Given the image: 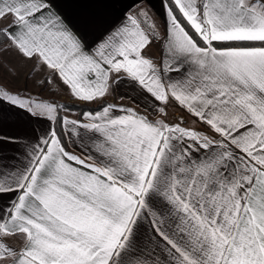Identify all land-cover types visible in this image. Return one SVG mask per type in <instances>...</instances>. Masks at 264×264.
<instances>
[{"label":"snow or ice","instance_id":"snow-or-ice-1","mask_svg":"<svg viewBox=\"0 0 264 264\" xmlns=\"http://www.w3.org/2000/svg\"><path fill=\"white\" fill-rule=\"evenodd\" d=\"M0 264H264V0H0Z\"/></svg>","mask_w":264,"mask_h":264},{"label":"crops","instance_id":"crops-1","mask_svg":"<svg viewBox=\"0 0 264 264\" xmlns=\"http://www.w3.org/2000/svg\"><path fill=\"white\" fill-rule=\"evenodd\" d=\"M125 3H132V0H123ZM152 3L156 5L157 8L160 7V0H152ZM155 11V10H154ZM162 23V20L160 21ZM61 100H68V97H59ZM36 127H39V125H36Z\"/></svg>","mask_w":264,"mask_h":264},{"label":"trees","instance_id":"trees-1","mask_svg":"<svg viewBox=\"0 0 264 264\" xmlns=\"http://www.w3.org/2000/svg\"><path fill=\"white\" fill-rule=\"evenodd\" d=\"M62 101H66V100H62ZM70 102V101H69Z\"/></svg>","mask_w":264,"mask_h":264}]
</instances>
